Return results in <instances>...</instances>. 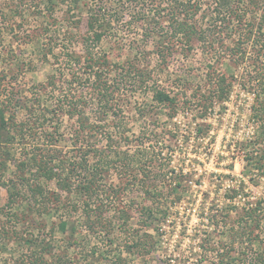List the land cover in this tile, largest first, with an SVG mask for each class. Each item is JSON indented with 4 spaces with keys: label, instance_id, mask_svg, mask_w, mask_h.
Segmentation results:
<instances>
[{
    "label": "trees",
    "instance_id": "16d2710c",
    "mask_svg": "<svg viewBox=\"0 0 264 264\" xmlns=\"http://www.w3.org/2000/svg\"><path fill=\"white\" fill-rule=\"evenodd\" d=\"M83 1L88 8L86 32L83 35H70L68 26H64L65 31L62 32L53 27L54 24L48 25L44 21L37 23L38 34L42 32L48 36L44 57L50 55L57 67L47 84L37 85L38 92L31 93L33 102L29 104L31 97H13L12 92L8 91L9 83L0 87V187L7 194V203L0 208V215L5 213L6 208L22 207L23 211L16 212L14 216H20L22 223L26 222L30 228L28 235L21 239L24 250L21 261L24 264H73L68 252L77 242L76 235L80 234L76 218L80 221V228H85L87 236L101 235L105 238L109 246L106 253L112 254L116 252L115 248L123 247L131 256L145 258L154 253L159 244V226L168 221L170 205L179 202L184 194L181 173L172 174L174 171L169 169V163L165 165L161 161L160 152L156 154L155 151L149 153L139 149L137 146L141 142L135 144L137 150L131 154L121 151V139L127 140L125 133L128 131L124 106L132 96H122V82L128 80L131 90L141 91L152 80L154 70L149 69L148 65H138L136 61H128L119 68L111 63L107 55L96 52L103 37L113 28L111 22L118 20V11L111 13L101 6L97 7L94 1L99 3L102 0ZM243 1H246V9H239L238 5ZM77 2L18 0L15 9L22 4L20 21L27 16L43 20L41 16L51 14L58 4L71 7ZM88 2L90 5L86 4ZM151 2L152 9L155 8L153 12L149 11L146 15L139 13L131 20H142L146 16L145 20L149 21L144 35L151 38L149 43H152L153 49L145 54L156 57L158 65L164 64L174 53L186 57L193 51L194 45L199 44L209 48V52L217 53L215 62H219L221 57L228 58L234 67L248 69L239 81H235L252 96L249 119L255 130L250 139L241 142V150L237 149V152L241 153L243 172L250 175L249 180L264 181V0H219L213 7L214 22L206 27H198L194 21L200 11L201 0ZM0 15L5 17L3 13ZM165 18L167 25L162 27L159 21ZM230 24L233 26L229 27ZM72 27L77 30L78 22ZM222 28L226 34L232 33L234 36L225 47L224 38L220 37ZM72 39L80 41L82 55L68 49L67 44ZM78 67L82 69L83 78L79 77ZM112 72H115L113 78L110 77ZM210 75L209 89L198 98L202 112L227 101L234 89V80L224 74ZM63 76H68L72 84L79 78L86 85L85 90L70 96L69 90L65 92L59 89L52 109L39 108V92H45L48 87L55 90L58 78ZM5 78L6 75L2 74L0 86ZM151 90L154 108L172 122L182 104L178 96L163 89ZM137 113L139 119L147 116L144 108H137ZM64 116L75 122L71 150L67 153L56 147L55 139L57 123ZM47 122L50 125H46ZM39 128L43 130L37 133ZM177 130L179 126L166 130V133L172 136ZM140 134L144 136L143 132ZM26 136L38 138L39 142L27 146L28 141H24ZM199 138L200 135H197L196 141ZM16 146H21L18 159L14 158ZM8 162L15 164V178H3ZM112 174L118 175L119 179L125 176L124 180L120 179L121 187L109 183ZM51 185H54V189H50ZM134 189H139L142 200L138 207L139 229L130 228V207L127 203L132 198H122ZM244 190V181H240L229 191L233 204V200L242 196ZM111 208L115 217L108 215ZM240 210L237 221L231 223L227 244L216 242L213 235L215 231L227 227L220 221L225 212L209 213L207 222L211 232L198 249L212 257L210 264H264V241L260 236L261 232L264 233V201H247ZM57 212L61 215L56 226L48 229V226L38 222L40 217L52 216ZM67 230L69 235L65 247L61 248L56 244L54 234L56 231L64 234ZM118 230L127 236L123 246L115 244L113 238ZM150 230L156 232L151 234ZM4 231L5 227L0 226L1 235H6ZM113 256L114 264L119 261L122 264L120 255ZM91 257L95 258L94 250ZM100 258L106 259L102 255ZM94 260L100 259L96 257Z\"/></svg>",
    "mask_w": 264,
    "mask_h": 264
},
{
    "label": "rangeland",
    "instance_id": "374dc122",
    "mask_svg": "<svg viewBox=\"0 0 264 264\" xmlns=\"http://www.w3.org/2000/svg\"><path fill=\"white\" fill-rule=\"evenodd\" d=\"M151 1L102 0L99 3L94 1L97 7L101 6L108 12L118 11V16L116 15L118 20L111 22L113 28L108 35L103 37L95 51L107 55L111 63L119 68L121 65L125 66L128 61H136L138 65H148L149 69L153 68L152 80L141 91L131 90V83L128 80L122 82V96H132L129 100L127 99L124 106V109L128 110L124 111V115L127 116L125 122L128 131L125 133L127 140L121 139V151L131 154L139 147L149 153L155 151L158 154L160 152L161 161L165 165L169 163V169L174 171L172 174L181 173L184 194L179 202L170 205L168 221L159 226V244L155 252L145 258L131 256L123 247L115 248L114 244L112 247L116 249V252L106 253L109 246L105 238L101 235L87 236L85 228H80V221L76 218V226L80 234L76 235L77 242L68 252L73 264H114L111 258L114 257L113 255H120L122 264H210L212 257L209 254H202L198 249L202 240L211 232L207 222L209 213H216L220 210L225 212L220 221L223 222V226L227 227L215 231L213 235L216 242L227 244L231 223L237 221L241 214L240 208L247 201L254 202L257 199L264 201V181L251 182L249 180L250 175L243 172L241 153L237 152V149L241 150V142L250 139L255 130L249 119L252 96L243 91L236 82L245 72L247 73L248 69L234 67L228 58L221 57L219 62H215L217 53L209 52V48L207 50L199 44H195L193 51L186 57L174 53L167 58L164 64L158 65L156 57L153 55L148 57L145 54L146 51L153 49L152 43H149L151 38H145L144 35L149 22L145 20L146 16L142 20L137 18L131 20V17L139 13L146 15L153 12L155 8L152 9ZM204 1L206 2L201 0L200 11L194 18L198 27H206L214 22L213 7L219 0ZM90 2L86 4L90 5ZM17 3L18 0H0V13L5 14V17L0 15V78L2 74L6 75L0 87L7 86L9 83L8 91L12 92L10 93L13 97L19 95L26 96L27 99L31 97L28 100L31 104L33 102L31 93L38 92L37 85H46L57 67L50 55L44 57L47 50L44 45L48 36L42 32H40L42 35L38 34V21H44L48 25L54 24L53 27H57L62 32L65 31L64 26H68L70 35H83L86 32L88 8L83 0H78L76 5L71 7L58 4L51 14L41 16L40 19L44 18L43 20L27 16L20 21L19 17L23 15V8H21L22 4H19L20 8L15 9ZM238 6L239 9H246V1L240 2ZM13 15L15 16L12 17ZM76 22H78L77 30L72 27ZM159 22L162 27L167 25L166 18ZM232 26L233 24H230L229 27ZM220 37L224 38L223 47L234 39L232 33L226 34V30ZM67 45L68 49L82 55L79 40L72 39ZM119 68L116 70L119 71ZM76 69L79 77H82V69L80 67ZM209 73L210 76L224 74L228 79L234 80V89L227 101L215 104L211 109L208 108L207 112H202V104L198 98L201 93L209 89ZM114 76L115 72H112L110 77ZM82 83L83 81L79 78H76L72 84L68 76L59 77L55 90L48 87L45 92H39V108L44 106L52 109L59 89L65 92L69 90L70 96L77 95L79 91L85 90L86 85ZM152 88L163 89L178 96L182 104L172 122L165 118L163 112L154 108L151 99ZM34 107L36 108L37 104ZM137 108H144L147 116L139 119ZM74 123V120H69L65 116L57 123L56 147L66 153L71 150ZM46 125L50 124L47 122ZM175 126H179V130L169 136L166 130L173 129ZM40 130L43 129L39 128L37 133ZM141 132L144 133L143 137H141ZM197 135H200L198 141H196ZM24 141L29 146L39 142V139L26 136ZM138 142L141 143L136 147L135 144ZM20 148L21 146L15 147V159L19 158ZM15 171V164L8 162L3 178H15ZM124 178L125 176H121L120 179L124 180ZM120 179L118 175L112 174L109 183L121 187ZM240 181H244L245 184L244 194L235 198L233 204L229 191ZM50 189H54V185H51ZM126 196L127 199L132 198L131 202L127 203L130 207V228L139 229L138 207L142 201L141 192L139 189H134L122 198ZM6 203L7 194L5 189L0 187V208ZM112 209L108 215L115 217ZM21 211L23 210L20 206L11 210L6 208L5 213L0 215V226H4V232H6V235L0 234V264H24L21 261V255L24 253L21 239L28 235L30 228L26 222L22 223L20 216L15 218V213ZM60 215L61 213L57 212L52 216H42L38 222L45 224L49 229L57 225ZM155 232L149 231L151 234ZM68 235L69 230L64 234L56 231L54 234L56 244L64 248ZM260 236L264 241L263 232ZM113 238L115 244L122 246L127 240L126 233L121 230L116 231ZM93 250L95 258L98 257L100 260L95 261V258L91 257ZM99 255L106 259L100 258Z\"/></svg>",
    "mask_w": 264,
    "mask_h": 264
}]
</instances>
